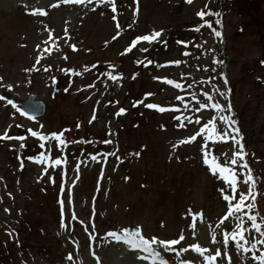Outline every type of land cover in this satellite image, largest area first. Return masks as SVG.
Returning a JSON list of instances; mask_svg holds the SVG:
<instances>
[{
  "label": "rangeland",
  "instance_id": "1",
  "mask_svg": "<svg viewBox=\"0 0 264 264\" xmlns=\"http://www.w3.org/2000/svg\"><path fill=\"white\" fill-rule=\"evenodd\" d=\"M116 5L114 14L100 0H0V96L5 98L0 100V134L8 129L10 136L26 137L24 148L19 147L21 141H0V264H151V258L137 259L145 253L108 235L137 228L149 240L185 236L173 245L180 256L153 245L169 264H204L195 245L207 247L205 255L219 250L215 264H228L229 258L232 264H256L252 256L263 252V245L247 254L235 248L229 233L236 227L235 218L221 224L228 211L223 195L231 196V190L203 163L207 152L210 160L215 157L221 166L233 167L225 165L233 156L232 143L206 139L209 133L200 130L215 123L219 135L224 128L206 92L214 96L213 102L225 107L231 103V117L256 180L252 212L260 222L264 0H194L191 5L185 0H139L135 16V0H116ZM38 10L47 15L30 14ZM202 10L219 14L206 19L221 32L220 38L206 27L193 31L202 23L197 16ZM153 32L162 33V42L141 40L127 51L134 40ZM177 41L188 43V48ZM185 51L191 55L183 56ZM40 56L44 58L37 64ZM175 61H181L179 66ZM109 74L119 79L110 80ZM177 83L181 88L174 87ZM212 84L227 93V99L213 92ZM11 90L20 99L35 93L46 105L44 114L32 119L21 115L19 100L15 105L20 111L8 103ZM147 103L180 111L161 113L148 109ZM201 103L208 106L201 109ZM120 109L125 111L117 115ZM177 115L190 117L192 123L184 120L180 127ZM29 130L45 136L63 133L67 147L40 141ZM193 135L194 142L180 143ZM42 153L47 159L36 163ZM93 155L99 162L91 160ZM55 159H61V165L52 166ZM235 170L233 205L248 188L239 175L242 170ZM60 200L65 229L60 227ZM243 227L250 228L246 215ZM224 235L229 236L227 256Z\"/></svg>",
  "mask_w": 264,
  "mask_h": 264
},
{
  "label": "snow or ice",
  "instance_id": "2",
  "mask_svg": "<svg viewBox=\"0 0 264 264\" xmlns=\"http://www.w3.org/2000/svg\"><path fill=\"white\" fill-rule=\"evenodd\" d=\"M65 4L72 3V4H89L92 3L93 0H63ZM137 4V8L135 9L133 15L135 16L138 14L139 8H138V2L139 0H135ZM194 2V0H185V3L191 5ZM100 3L107 4L109 9L116 14L117 13V5L116 0H100ZM53 7H58L59 5H52ZM95 10V9H93ZM31 15H40L45 16L47 13L43 10H38L36 12L30 13ZM197 16L202 21V23L195 27L193 31L199 33L202 28H208L211 29L213 32V35L216 38L221 37V32L219 30H216L213 28V24L209 22L206 17L208 16H219L218 13H212V12H206V11H200L197 13ZM113 19H116V15H113ZM217 25L220 24V20L217 19L215 21ZM117 29L119 30L120 25L119 23L116 24ZM162 33L161 32H153L150 35H145L143 37L138 38L137 40H134L132 42V46L127 49L128 52L132 51V48H135L138 43H140L141 40L146 41L148 43L153 42H162L161 38ZM115 39V37H114ZM47 43V41H45ZM178 44H182L184 48H188V43L183 41H177ZM39 47V46H38ZM197 47H200V45H197ZM45 53L51 54L48 48H45L43 50ZM73 51H76L75 47L73 46ZM142 51H147V49H142ZM191 53L189 51L183 52V56L187 57L190 56ZM43 56H40L36 63L39 64L41 62V59H43ZM66 59V57H64ZM151 61H148V64H151ZM177 66L181 63V61H175L174 62ZM213 63H220L219 61L214 60ZM163 67V65H162ZM39 70V69H36ZM31 71V70H29ZM44 71H49V68H44ZM75 75H80V73H75ZM110 80L116 81L119 79L117 76H112L109 74L108 77ZM135 78V77H133ZM166 84L172 85V80H166ZM204 83H208V81H204ZM225 85L228 83L227 79H224ZM175 88L179 89L181 88V85L179 83L174 85ZM212 90L215 93H218L219 96L227 99V93L221 91L215 84H212ZM230 92V89H229ZM151 94H147V96H150ZM206 100L211 103V108L216 111L218 114V120L219 122L224 125L223 131L217 135V128L216 124L212 123L210 126H206L205 128H202L200 130V133L208 132L209 136L206 137V139H213L214 137H217L221 140H229L232 143L233 147V156L230 160L225 161V165H231L233 167L229 166H221V164L216 162V158L213 157L211 160L209 159V155L207 152L204 153L203 156V163L210 169L211 173L213 175H216L217 173L220 174V178L225 182L226 188L231 190V196L230 195H223V200L227 202L228 204V211L227 215L223 217V220H221V224L224 223V221L228 220L229 217H234L236 221V227L235 230L231 233V240L235 242V248L239 251L242 250L243 253H254L257 251V245H264V217L259 218L260 222H258V214H253L252 209L256 201V180L254 179L252 169L250 168L246 156L248 155L245 151L244 145L242 143L243 137L240 135L239 129L235 127L236 122L231 117V103L229 102L227 107L221 105L219 102H213L214 96L209 95L207 92L204 94ZM5 98L3 96H0V100H4ZM183 99L182 97L180 98ZM143 101L137 102L133 106H138L139 103H142ZM9 104L12 105L13 108H16L17 111H20V109L12 103V101H8ZM148 109H156L161 113L167 112V111H174L178 112L180 109H167L164 107H158L157 105L153 103H147L145 105ZM208 105L205 103L200 104V108L203 109L207 107ZM184 107L187 109L188 105L185 104ZM124 109H120V111L117 113V115H121L124 113ZM21 115H24L23 112L20 113ZM176 120L180 121V127H184V120H188L189 123H192V120L190 117H181L179 115L174 117ZM29 119H32V117H29ZM96 116L95 113L93 114L92 120H95ZM196 123H199V120L195 121ZM31 132L32 137H38L40 141H56L58 142V146H64L67 147V142L63 138V133H53L50 136L45 135H39L36 131L29 130ZM200 133H197L199 135ZM26 139L24 136H10L8 135V129L5 130L3 134H0V141H21L19 147L24 148L26 145L23 143V141ZM196 140V135H193L190 139L182 140L180 143L183 144H189ZM111 141H108L110 143ZM44 143H40L39 147L44 148ZM206 148L207 145H204ZM112 155H115L114 153ZM136 155H139L138 153ZM30 160L33 158H29ZM47 157L42 153L39 159H37L36 163H42L44 160H46ZM91 160L94 162H99L97 159V156L93 155L91 157ZM62 161L61 159H55L53 161L52 166H59L61 165ZM235 166H238L242 171L239 173V175L243 176L244 179L242 181L243 184L247 185V194L244 192L240 193L239 202L233 205L232 201L236 199V193H237V172L235 170ZM23 167V161H21V168ZM77 174L79 173V165H77ZM55 183V181H53ZM63 191V188H62ZM251 199V203L245 204L247 200ZM61 205V224L60 227L62 229L66 228L63 216H64V201L60 200L58 201ZM69 204H71V198L68 201ZM245 208L247 209V212L245 213L246 219L248 222H250V228H244L243 225L245 223V215H241L242 212H244ZM6 212H8V209H5ZM73 220L76 219L75 213L72 214L71 217ZM193 220H195V217H193ZM245 232L248 233V235H245ZM9 236L12 235V233H8ZM109 236L113 237L117 240V242H123L128 244L129 248L133 251H138L145 253L144 256H138L137 259L139 260H146L151 258V264H169V262L164 258L162 255V252L157 250L153 247V245H159L163 248L164 252H175L177 256L181 255V252L176 251L173 248V245H179L181 241L185 239V236L181 234L178 239H174L171 241H163V240H157V238L153 237L151 240L145 238L142 234L139 228H137L135 231H124L122 235H118L115 232L108 233ZM212 242H216L215 235L212 236ZM223 242L225 245V256H227V245L229 243V236L224 235ZM184 251H188L187 248L184 249ZM194 251L199 254V258H202L204 264H215L217 261V258L221 256V252L219 250L215 251L214 255H205L209 251L207 247H200L199 245L194 246ZM67 259L71 260L72 257L69 256ZM252 259L256 262V264H264V252H261L259 256L253 255ZM228 264H232L231 258H229Z\"/></svg>",
  "mask_w": 264,
  "mask_h": 264
},
{
  "label": "water",
  "instance_id": "3",
  "mask_svg": "<svg viewBox=\"0 0 264 264\" xmlns=\"http://www.w3.org/2000/svg\"><path fill=\"white\" fill-rule=\"evenodd\" d=\"M8 97H9L10 101H12V103H14L17 100L18 95L14 92H10L8 94ZM20 106H21L22 110L31 117L41 116L43 114L44 108H45V105L42 101L35 100L34 94L28 95V97L26 99L21 101Z\"/></svg>",
  "mask_w": 264,
  "mask_h": 264
},
{
  "label": "trees",
  "instance_id": "4",
  "mask_svg": "<svg viewBox=\"0 0 264 264\" xmlns=\"http://www.w3.org/2000/svg\"><path fill=\"white\" fill-rule=\"evenodd\" d=\"M217 131L219 132V129H217ZM220 149V148H219ZM264 206V205H263ZM263 217H264V213H263ZM263 227H264V225H263ZM235 230V227H233V229H231V231L229 232L230 234L232 233V231H234ZM246 235V234H245ZM247 236V235H246ZM263 247H264V245H263ZM263 252H264V249H263ZM258 256L260 255V253H258L257 254Z\"/></svg>",
  "mask_w": 264,
  "mask_h": 264
}]
</instances>
